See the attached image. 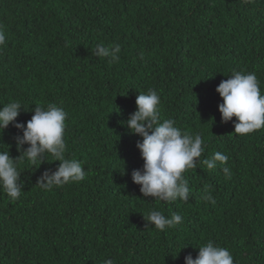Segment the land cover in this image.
<instances>
[{
    "label": "trees",
    "instance_id": "obj_1",
    "mask_svg": "<svg viewBox=\"0 0 264 264\" xmlns=\"http://www.w3.org/2000/svg\"><path fill=\"white\" fill-rule=\"evenodd\" d=\"M0 27V106L19 101L17 122L35 106L62 107L65 156L86 173L45 191L37 178L58 162L18 164L19 199L0 190V264H184L208 240L234 264H264V127L234 133L215 90L234 71L254 72L264 95V0H0ZM98 44H119V60L97 57ZM148 89L161 121L202 136L201 160L229 157L230 178L220 162L198 163L183 174L188 201L143 197L131 180L142 138L123 122ZM20 135L9 124L0 151L18 157ZM150 209L183 223L159 231L143 217Z\"/></svg>",
    "mask_w": 264,
    "mask_h": 264
},
{
    "label": "clouds",
    "instance_id": "obj_2",
    "mask_svg": "<svg viewBox=\"0 0 264 264\" xmlns=\"http://www.w3.org/2000/svg\"><path fill=\"white\" fill-rule=\"evenodd\" d=\"M5 42V32L0 27V46ZM120 51L119 44L111 47L98 44L94 54L117 62ZM228 77L215 89L222 98V102L218 104L221 122L226 123L235 117L234 133L246 136L264 127V95L261 94L260 83L254 72L234 71ZM160 104L161 98L156 90L148 89L146 93H139L135 100V111L123 122L130 133L142 138L136 147L143 165L141 169L132 171L131 180L139 185L143 197H152L163 202H175L178 199L188 201L191 190L183 174L189 169H195L198 163L214 170L217 162L222 166L226 165L229 157L217 151L210 158L201 160L205 152L202 136L199 133L183 131L171 118L161 121ZM22 107L19 101H10L0 106V133L9 124L22 132L16 138L17 151L20 153L18 157H11L8 149L0 151V190L11 200L19 199L23 183L20 180L18 164L25 160L33 165L41 164L49 154L58 165L55 171L45 170L37 178L36 183L42 190L49 191L54 186L84 180L86 173L81 161L65 156V110L53 103L35 106L28 121L17 122ZM25 144L28 147L22 149ZM222 171L227 177H231L229 167L223 166ZM203 198L211 200L210 196ZM143 217L159 231L183 223V216L176 212L165 216L159 210L150 209ZM198 249L195 258L190 253L184 256V264H234L230 250L215 245L211 240L200 245ZM104 264L114 262L106 259Z\"/></svg>",
    "mask_w": 264,
    "mask_h": 264
}]
</instances>
